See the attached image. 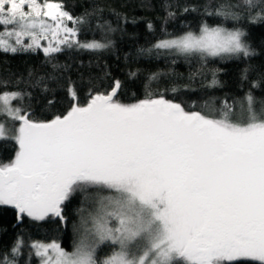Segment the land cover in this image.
<instances>
[{
    "label": "snow or ice",
    "instance_id": "1",
    "mask_svg": "<svg viewBox=\"0 0 264 264\" xmlns=\"http://www.w3.org/2000/svg\"><path fill=\"white\" fill-rule=\"evenodd\" d=\"M104 5L91 0L74 15L65 0H0V53H42L49 69H26L14 82L0 77V145L14 144L12 157L0 153V206L13 209L17 223H65L68 204L80 196L71 251L18 235L0 249V264H33V257L35 264H264V66L252 63L261 51L250 39V28L264 25V0L185 4L183 13L200 14L196 30L162 28L163 37L137 55L155 50L200 67L187 85L175 73L149 72L143 96L133 92L131 102L120 99L124 81L105 85L107 72L73 80L57 60L113 50L115 34L122 40L127 25L139 23L110 0ZM160 5L165 23L176 17L178 3ZM210 59L243 62L241 94L182 98L198 76L205 90L223 86L221 69L205 70ZM139 71H129V80ZM30 88L66 92L67 107L52 112L57 101L41 102Z\"/></svg>",
    "mask_w": 264,
    "mask_h": 264
},
{
    "label": "trees",
    "instance_id": "2",
    "mask_svg": "<svg viewBox=\"0 0 264 264\" xmlns=\"http://www.w3.org/2000/svg\"><path fill=\"white\" fill-rule=\"evenodd\" d=\"M102 6L104 0H97ZM112 7L119 11L127 12L129 16H135L139 23L127 25V35L121 40L119 33L115 34L116 47L113 50L102 53H88L71 51L58 55L57 60L61 64L69 65L66 76H70L73 80H78L81 73L85 76L92 74L93 76L104 77V73H109L108 77L104 78V83L107 85L113 78L124 81L129 87L124 89V94L120 99L124 102H131L132 93L135 92L137 96H143V90L140 87V81L152 71L161 70L164 72L175 73L173 77L178 85L189 84V74L200 67L194 60L186 61L184 57L169 56L162 54L156 56L155 50L152 54L137 55V49L143 47L150 48L155 43L157 38H162L163 33L161 29H166L168 33L174 35L182 34L187 30H196L197 22L201 18L199 13H183L182 8L185 4L202 6L206 0H172L178 3L179 8H174L176 17L169 19L166 23L164 20L165 13L163 12L160 0H153L152 9H142L139 7L138 0L127 2L126 0H110ZM91 0H65L66 7L74 15L80 13L84 8L89 7ZM104 16L113 21L115 24V17L109 15L106 10ZM210 23L213 22L211 17H203ZM153 24L154 31L149 32L147 23ZM231 26V22H229ZM96 37H100L99 31L95 33ZM82 36L81 38H90ZM250 39L253 45L261 51V55L254 58L252 63L264 66V25H255L250 28ZM128 57L126 60L125 57ZM175 59V63L172 60ZM44 60L42 53L39 54H2L0 53V77L15 81L20 74H26V69L34 68L38 72H46L47 67H41V62ZM243 62H222L218 59H210L206 65V69H221L218 73V79L222 83V87L216 89L205 90L203 84L206 82L202 77H196L191 81V89L181 93L182 98L199 101L201 97L207 95H214L223 98L225 95L241 94L238 87L239 69L242 68ZM139 69L137 80L130 81L128 78L129 71H136ZM211 78L210 75L208 77ZM11 87V85H10ZM20 87H23L21 84ZM38 100L43 102L45 97L52 98L57 101L55 107L51 109L52 112L63 111L67 107V101L63 98L66 92L57 90L53 92H43L41 88H30ZM8 146L0 145V153L3 158L7 159L14 155V144L7 142ZM80 196L73 198L66 208V215L68 220L61 223L57 219H46L44 221H33L30 218H25L22 222L17 223L15 211L8 206H0V249L7 248L19 235L23 237L28 243L32 241L51 242L57 241L66 250L71 251L72 245L78 237L74 234L73 225L79 220L77 208L79 207ZM107 251V249H104ZM28 249H24V255L27 256ZM102 254V253H101ZM22 264L24 260L22 258ZM33 264L35 258L33 257Z\"/></svg>",
    "mask_w": 264,
    "mask_h": 264
}]
</instances>
